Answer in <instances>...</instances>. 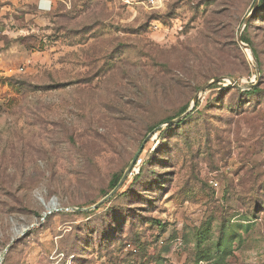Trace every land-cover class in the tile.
<instances>
[{"label":"rangeland","instance_id":"rangeland-1","mask_svg":"<svg viewBox=\"0 0 264 264\" xmlns=\"http://www.w3.org/2000/svg\"><path fill=\"white\" fill-rule=\"evenodd\" d=\"M256 1L0 0L3 264H264Z\"/></svg>","mask_w":264,"mask_h":264},{"label":"water","instance_id":"water-1","mask_svg":"<svg viewBox=\"0 0 264 264\" xmlns=\"http://www.w3.org/2000/svg\"><path fill=\"white\" fill-rule=\"evenodd\" d=\"M259 3H260V0H257L255 2V5L253 7V10L252 12L248 15V17L245 19L244 21V24H243V27H242V30H241V33L240 35L238 36V43L240 45L241 48H243L244 50H246L247 52H249V54L251 55V58L253 59V61L255 62V68H256V73H257V82L255 84H250V85H243L239 82H237L236 80H234L233 78L231 77H220V78H217V79H214L208 83H206L205 85H203L197 92L196 96L194 97V100H193V103L191 105V107L188 109V111L186 113H184L182 116H180L179 118L177 119H173V120H169V121H166L164 124L166 126H169V125H173V124H178L180 123L182 120H184L186 117H188L195 109L196 107V104L199 100V97L200 95L205 92L206 90H208L211 86H213L214 84H217V83H221L223 81L225 82H228L229 84H231L234 88H236L237 90L239 91H249V90H252L256 87L259 86V83H260V78H261V73H260V67H259V62H258V59L253 51V49L246 43L243 42L242 40V32L243 30L246 28L247 24L250 22V20L255 16L258 8H259ZM161 127V126H160ZM156 128L153 133L157 132L159 130V128ZM149 139V137L144 141L143 145L141 146L140 150L138 151V153L136 154L135 158L133 159L132 163L130 164V166L128 167V169L125 171V173L123 174L119 184L112 190V192L107 195L106 197H104L100 202H98L97 204H95L94 206L92 207H89V208H72V209H69V210H66V211H73V212H90V211H93V210H96L98 209L99 207H101L103 204H105L106 202H108L112 197H114L117 192L123 187V185L126 183V181L130 178L131 176V173H132V170L135 166V163H136V160L138 158V156H140L141 154V151L143 150V147L146 143V141ZM54 211H56L55 209L54 210H51L49 211L48 214H45L43 219H42V222H44L46 220V218L51 215ZM26 233V232H25ZM25 233L22 234V237L25 236ZM21 237L15 239L12 241V243L9 245V247L7 248V250L5 251V253L2 255L1 259H0V264H3V261L5 259V256L7 254V252L9 251V249H11L15 243L20 239Z\"/></svg>","mask_w":264,"mask_h":264},{"label":"trees","instance_id":"trees-1","mask_svg":"<svg viewBox=\"0 0 264 264\" xmlns=\"http://www.w3.org/2000/svg\"><path fill=\"white\" fill-rule=\"evenodd\" d=\"M262 5H264V0H260L259 8H258V10H257V12H256V14H255V16L251 19L252 21L255 19L256 15L259 13L260 8L262 7ZM247 26H248V25H247ZM247 26H246V27H247ZM245 29H246V28H245ZM242 40H243L244 43H246V44H248L250 47H252V43H251L250 39H249L247 36H244V34L242 35ZM255 55H256V53H255ZM256 57H257V56H256ZM239 83H240V82H239ZM259 86H260V85H259ZM259 86L256 87V88H254V89H252V90L244 91V93H245L246 95L257 94V93L260 92V90H259ZM242 92H243V91H242ZM186 110H187V109H185V111H186ZM185 111H183L182 114H183ZM188 117H189V116H188ZM186 119H187V117H186L184 120H182L180 123H178V124L169 125V128H171V127H173V126H179V125L183 124L184 121H185ZM169 120H173V119H167L166 121H169ZM166 121H165V122H166ZM165 122H164V123H165ZM122 176H123V175H117V176H115V177L112 178V180L110 181V185H109L111 190H113V189L119 184V182H120ZM139 176H141V173H139L137 176H135L136 180L139 179ZM135 178H134V179H135ZM127 181H128V180H127ZM127 181H126V182H127Z\"/></svg>","mask_w":264,"mask_h":264},{"label":"built area","instance_id":"built-area-1","mask_svg":"<svg viewBox=\"0 0 264 264\" xmlns=\"http://www.w3.org/2000/svg\"><path fill=\"white\" fill-rule=\"evenodd\" d=\"M141 160H138L136 163H135V166H134V168H133V170H132V173H131V176H134V175H138L139 173H138V169H139V167H140V164H141ZM130 176V177H131Z\"/></svg>","mask_w":264,"mask_h":264},{"label":"bare ground","instance_id":"bare-ground-1","mask_svg":"<svg viewBox=\"0 0 264 264\" xmlns=\"http://www.w3.org/2000/svg\"><path fill=\"white\" fill-rule=\"evenodd\" d=\"M49 211H50V210H48V212H47L46 214H48V213H49Z\"/></svg>","mask_w":264,"mask_h":264}]
</instances>
